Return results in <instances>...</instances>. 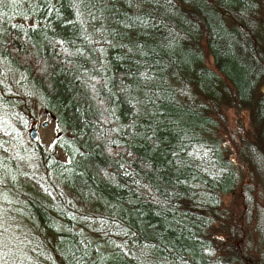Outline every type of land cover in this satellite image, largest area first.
<instances>
[{
  "label": "trees",
  "instance_id": "1",
  "mask_svg": "<svg viewBox=\"0 0 264 264\" xmlns=\"http://www.w3.org/2000/svg\"><path fill=\"white\" fill-rule=\"evenodd\" d=\"M0 61V264L264 260V0H0ZM228 108L255 129L238 216Z\"/></svg>",
  "mask_w": 264,
  "mask_h": 264
},
{
  "label": "rangeland",
  "instance_id": "2",
  "mask_svg": "<svg viewBox=\"0 0 264 264\" xmlns=\"http://www.w3.org/2000/svg\"><path fill=\"white\" fill-rule=\"evenodd\" d=\"M206 61L209 65H212V60L209 55L206 56ZM0 73L2 74V76L6 75L5 69L4 67H2L1 61H0ZM259 89L261 91L264 90V82L261 83ZM226 115H227V125H226V129L224 128L222 130L221 135L223 136L224 146L226 147V152L230 155L233 162H235L234 164L238 167V170H237L238 175H237V182L235 185V191L222 196V205L224 208L229 209L233 214L238 216V214L240 215L243 214L244 208H245L243 203H241V199L239 198V191H240L242 182L248 181L249 177H248V173L246 169L243 167V164L238 159V155L236 153L237 148H236L234 141L230 138V135L233 137L235 141L239 138L238 134L240 133L243 135L245 134H248L249 136L252 135L253 137V133L255 129L250 120L248 110L246 109L241 110V111H236L232 108H228L226 110ZM34 119L35 118H33L31 121H33ZM37 119H39V121H42L44 119L48 120V123L44 126L39 123V128H38L39 140L48 146L50 145V143L53 141L54 137L57 134V127L55 125V122L47 114L41 113V112H39V116L37 117ZM29 124H28V127H29ZM28 127L24 133L25 141H30V138L27 134ZM1 211L3 213L10 212L9 208H6V207H1L0 213ZM224 227L225 226H222L219 224V222H217L215 223L214 226L210 227L208 230V235L212 238L213 242L216 245L221 244L224 241H227L228 239L231 238L229 236V232ZM242 227L246 228L245 225ZM16 229H17L16 226L10 225L9 230L11 231V233L9 232L1 233L0 232V242L5 244L7 248H9L10 250L13 248L14 243H16V241L13 239V234L14 232L17 231ZM231 239L236 243L235 238H231ZM249 253L251 255L246 257L245 259L246 261L243 264H254L256 261L259 260V256H258L259 251L250 250ZM17 255L22 256L23 251L19 249L17 251Z\"/></svg>",
  "mask_w": 264,
  "mask_h": 264
},
{
  "label": "water",
  "instance_id": "3",
  "mask_svg": "<svg viewBox=\"0 0 264 264\" xmlns=\"http://www.w3.org/2000/svg\"><path fill=\"white\" fill-rule=\"evenodd\" d=\"M39 123L44 126L48 123V120L44 119L42 121H39V119H34L30 122L28 127L27 134L29 138L34 142L39 140Z\"/></svg>",
  "mask_w": 264,
  "mask_h": 264
},
{
  "label": "flooded vegetation",
  "instance_id": "4",
  "mask_svg": "<svg viewBox=\"0 0 264 264\" xmlns=\"http://www.w3.org/2000/svg\"><path fill=\"white\" fill-rule=\"evenodd\" d=\"M254 264H264V260H263V261L258 260V261H256Z\"/></svg>",
  "mask_w": 264,
  "mask_h": 264
}]
</instances>
